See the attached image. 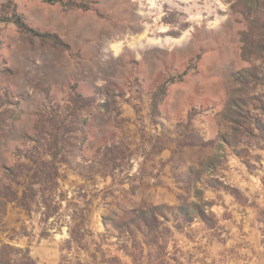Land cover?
Instances as JSON below:
<instances>
[{
    "label": "rangeland",
    "instance_id": "374dc122",
    "mask_svg": "<svg viewBox=\"0 0 264 264\" xmlns=\"http://www.w3.org/2000/svg\"><path fill=\"white\" fill-rule=\"evenodd\" d=\"M122 2L117 8L125 22L132 11L134 34L108 48L100 39L97 50L75 51L63 80L53 69L13 79L0 27V264H264V132L255 127L264 126V49L241 57L239 32L249 27L242 5ZM259 2L251 18L264 35ZM21 36L31 61L52 45ZM198 52L151 117L156 85ZM245 68V84H231ZM231 87L257 108L240 120L245 130L235 148L207 131L212 120L219 125L215 112ZM218 128L227 133L228 122ZM191 202L204 218L196 208L189 218L180 213ZM151 205L165 218L149 230L103 223V216L122 222Z\"/></svg>",
    "mask_w": 264,
    "mask_h": 264
},
{
    "label": "crops",
    "instance_id": "0c3cea01",
    "mask_svg": "<svg viewBox=\"0 0 264 264\" xmlns=\"http://www.w3.org/2000/svg\"><path fill=\"white\" fill-rule=\"evenodd\" d=\"M6 1L0 0V4ZM94 1L95 3L92 4L93 9L84 11L77 8H63L59 3H48L44 0H13L16 11L23 14L31 25L43 31L56 33L64 42L71 45L73 51L80 50L81 52H85L94 48L97 50L98 44H101V42L105 43V46L108 48L121 37L134 34L128 30L129 25H131L129 22L132 19L130 15L132 11H128V19L125 22V16H123L125 11L117 8V6L123 5L122 0ZM130 1L133 3L135 0ZM0 27H3L5 41L9 44V46H5L4 55L8 67L13 72L11 74L13 79L24 82L36 74L35 69H47L49 71L53 69L57 72L56 76L62 80L71 75L73 59L67 50L47 44L43 46L41 57L31 61L28 59L30 56L29 54L27 55V45L16 24L11 21L0 22ZM137 28L135 33L140 34V28ZM100 39L103 41L100 42ZM163 43L159 49L165 54H170L171 48H166V44ZM177 43V50L180 55L186 57L187 53L180 48L181 46L179 47L181 45L180 42ZM153 54L159 53L154 52ZM154 62L153 68L158 70L160 67L159 59L155 58ZM31 68H34L35 71H32ZM26 70L28 71L25 72ZM49 74L47 73L48 76ZM47 83H49V78H47ZM229 92L230 89L228 88L225 102L229 96ZM213 98L217 97L213 96ZM225 102L219 108V111L215 112L218 116L219 125L215 119L207 125V131H211L212 136L217 134V137L218 134L225 133V131L223 132L222 129L218 128V126L223 127V124L227 123L222 117ZM218 141L221 142L220 140Z\"/></svg>",
    "mask_w": 264,
    "mask_h": 264
},
{
    "label": "trees",
    "instance_id": "16d2710c",
    "mask_svg": "<svg viewBox=\"0 0 264 264\" xmlns=\"http://www.w3.org/2000/svg\"><path fill=\"white\" fill-rule=\"evenodd\" d=\"M48 3H59L63 8H77L82 9L84 11L92 10V4L95 3L94 0H44ZM260 0H239L242 5V12L247 17L249 22V27L247 30H242L239 32V40H240V55L243 59H249L251 54L260 55L262 49H264L263 44V32L261 31L260 24L258 22V17L251 15H255L259 13L261 10V2ZM0 21L1 22H13L18 27L21 33H30L32 35H36L41 41L50 40L52 46L60 47L64 50H67L71 55L76 54L75 51L72 50L70 44L64 42L61 37H59L56 33L51 31H43L37 27L31 25L25 16L21 13H18L15 8V4L13 0H7L4 3L0 4ZM2 44V40L0 38V46ZM200 58V52H198L194 59L189 61V64L179 73L169 74L167 75L160 83H158L155 89L152 91L151 101H150V111L149 115L152 117L157 111L158 106L162 104L167 95L168 88L171 84L182 81L184 76L188 73L191 68V63L197 61ZM11 71V69H8ZM251 71L250 68H245L238 70L232 75L231 84L233 83H242L245 84L244 78ZM237 89L234 87L230 88L229 96L225 102V107L222 112V117L225 121L228 122V130L227 133H222L218 136V140L228 146L236 147L238 140L236 136L241 133V129L245 130V122L240 121L242 118H246L249 116L250 111L253 109H257L254 106L249 107V103L246 102L242 97H235ZM255 127L258 131L264 132V126L257 121L255 123ZM237 155L240 156L238 151H235ZM190 173L195 175L197 172L194 168H190ZM191 208H196L195 213L199 215L201 218L205 217V211L199 207L196 202H191L190 205L187 206H179V211L186 218L191 216ZM132 212V216L129 220H124L122 222H116L111 217L103 216V223L106 226L107 220L113 221V227L115 229H119L121 227L126 228L127 231H130L131 225H133L137 230L145 228L149 230L151 228V224L155 222H159V215L165 218V212L158 205H151L149 207H142L139 209H135ZM73 229L71 230V239H74ZM146 235V234H145ZM134 256V254H130ZM82 264V263H81ZM85 264V263H84Z\"/></svg>",
    "mask_w": 264,
    "mask_h": 264
}]
</instances>
